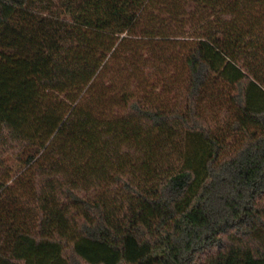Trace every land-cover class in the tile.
Returning <instances> with one entry per match:
<instances>
[{
	"label": "trees",
	"instance_id": "1",
	"mask_svg": "<svg viewBox=\"0 0 264 264\" xmlns=\"http://www.w3.org/2000/svg\"><path fill=\"white\" fill-rule=\"evenodd\" d=\"M0 264H264V0H0Z\"/></svg>",
	"mask_w": 264,
	"mask_h": 264
},
{
	"label": "rangeland",
	"instance_id": "2",
	"mask_svg": "<svg viewBox=\"0 0 264 264\" xmlns=\"http://www.w3.org/2000/svg\"><path fill=\"white\" fill-rule=\"evenodd\" d=\"M221 138H224L223 134H221ZM238 137L231 136L229 139H227V144L230 147L231 150L235 149L238 146ZM196 162L193 160V165H195Z\"/></svg>",
	"mask_w": 264,
	"mask_h": 264
}]
</instances>
